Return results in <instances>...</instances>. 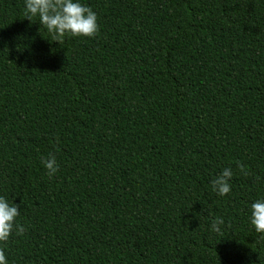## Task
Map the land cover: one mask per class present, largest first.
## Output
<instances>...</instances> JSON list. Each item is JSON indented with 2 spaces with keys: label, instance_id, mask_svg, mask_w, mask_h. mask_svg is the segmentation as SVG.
I'll list each match as a JSON object with an SVG mask.
<instances>
[{
  "label": "trees",
  "instance_id": "16d2710c",
  "mask_svg": "<svg viewBox=\"0 0 264 264\" xmlns=\"http://www.w3.org/2000/svg\"><path fill=\"white\" fill-rule=\"evenodd\" d=\"M82 2L97 33L58 44L0 0L9 264H264V0Z\"/></svg>",
  "mask_w": 264,
  "mask_h": 264
},
{
  "label": "clouds",
  "instance_id": "9594fccd",
  "mask_svg": "<svg viewBox=\"0 0 264 264\" xmlns=\"http://www.w3.org/2000/svg\"><path fill=\"white\" fill-rule=\"evenodd\" d=\"M24 18L32 21L36 18L40 27L47 31L52 41L61 44L65 37H93L98 31L97 14L82 0H23ZM41 163L46 174L52 177L58 170L56 158L48 155ZM232 169L224 167L209 180V190L218 196H225L231 190ZM18 205L0 195V244L9 240L13 231L21 234L25 231L19 224ZM187 222V221H186ZM248 222L254 232L264 237V199H255L248 206ZM224 220L216 216L209 225V230L222 234ZM0 264H9L6 255L0 249Z\"/></svg>",
  "mask_w": 264,
  "mask_h": 264
}]
</instances>
